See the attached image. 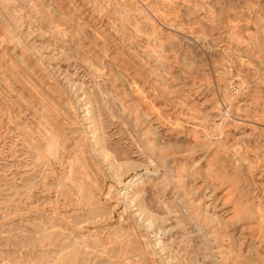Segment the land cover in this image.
Returning a JSON list of instances; mask_svg holds the SVG:
<instances>
[{"label": "rangeland", "instance_id": "1", "mask_svg": "<svg viewBox=\"0 0 264 264\" xmlns=\"http://www.w3.org/2000/svg\"><path fill=\"white\" fill-rule=\"evenodd\" d=\"M0 264H264V0H0Z\"/></svg>", "mask_w": 264, "mask_h": 264}, {"label": "bare ground", "instance_id": "2", "mask_svg": "<svg viewBox=\"0 0 264 264\" xmlns=\"http://www.w3.org/2000/svg\"><path fill=\"white\" fill-rule=\"evenodd\" d=\"M122 186H125L126 184H127V182L126 181H122Z\"/></svg>", "mask_w": 264, "mask_h": 264}]
</instances>
